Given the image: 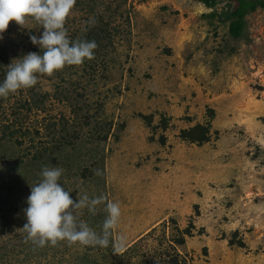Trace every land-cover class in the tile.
<instances>
[{"label": "rangeland", "instance_id": "rangeland-1", "mask_svg": "<svg viewBox=\"0 0 264 264\" xmlns=\"http://www.w3.org/2000/svg\"><path fill=\"white\" fill-rule=\"evenodd\" d=\"M235 6L76 0L65 27L94 58L0 98V264H264V10L236 39ZM42 31L10 22L0 82ZM53 166L74 200L105 197L82 210L98 234L120 204L107 247L25 239Z\"/></svg>", "mask_w": 264, "mask_h": 264}, {"label": "clouds", "instance_id": "clouds-1", "mask_svg": "<svg viewBox=\"0 0 264 264\" xmlns=\"http://www.w3.org/2000/svg\"><path fill=\"white\" fill-rule=\"evenodd\" d=\"M75 4L76 0H0V40L13 21L24 26L31 18L43 28L39 37L31 36L32 43L43 50L42 54L28 53L8 66L0 82V98L32 88L41 75L52 76L65 66L81 65L86 59L94 58L98 47L94 40L73 41L68 36L65 23ZM62 174L59 166L46 167L41 172L42 179L31 186L25 209L27 223L21 229L27 234L25 239L39 247L55 246L61 241L69 245L107 247L112 230L120 223V204H106L107 217L98 234L81 219L82 210L95 213L105 197L90 199L84 195L74 200L71 191L59 182Z\"/></svg>", "mask_w": 264, "mask_h": 264}, {"label": "trees", "instance_id": "trees-1", "mask_svg": "<svg viewBox=\"0 0 264 264\" xmlns=\"http://www.w3.org/2000/svg\"><path fill=\"white\" fill-rule=\"evenodd\" d=\"M207 7H215L221 0H200ZM236 6L233 8L230 18V34L239 39L244 35L247 27L246 17L258 9L264 10V0H233Z\"/></svg>", "mask_w": 264, "mask_h": 264}]
</instances>
